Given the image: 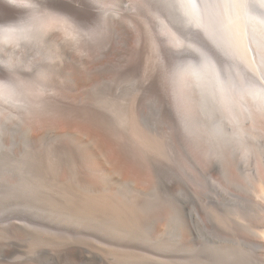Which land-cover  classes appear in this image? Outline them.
<instances>
[{
	"label": "rangeland",
	"instance_id": "1",
	"mask_svg": "<svg viewBox=\"0 0 264 264\" xmlns=\"http://www.w3.org/2000/svg\"><path fill=\"white\" fill-rule=\"evenodd\" d=\"M175 1L0 0V264H264V109L233 102L236 117L189 72L210 59L230 82H264V39L252 40L255 71L215 21L214 36L195 28ZM215 1L198 6L207 15ZM7 30L21 31L19 42ZM179 49L195 59L179 64ZM143 73L167 117L171 76L190 82L207 130L183 122L165 131L166 144L154 138L163 131H133L136 145L114 127L109 109L128 98L126 82H137L143 102ZM51 108L87 112L102 131H78L72 115L33 121ZM83 182L99 200L75 190Z\"/></svg>",
	"mask_w": 264,
	"mask_h": 264
},
{
	"label": "bare ground",
	"instance_id": "2",
	"mask_svg": "<svg viewBox=\"0 0 264 264\" xmlns=\"http://www.w3.org/2000/svg\"><path fill=\"white\" fill-rule=\"evenodd\" d=\"M181 1L183 4L185 15L191 18V20L188 21H193V24L191 25L193 26L202 25L210 33H213L214 28L213 25L211 27V24L213 23V22L211 23V21L212 20L215 21V24H217V29H219V32H221V35H223L222 39L226 42V44H229L232 49H235L244 58L245 62H247V64L253 70L255 71L257 70L256 67L258 66L253 56L252 40L258 37L259 35L261 36V38L264 39V15L254 13L255 12L254 10H252L253 11L252 12L248 6L249 0H216L215 1L216 3L213 4L212 2H210L206 4V6L203 5L207 10V15H205L206 12L203 13V11L201 10L202 8L201 9L199 8V6H201L202 4L199 3L198 1L201 0H181ZM260 2L264 5V0H260ZM198 3L201 5L198 6ZM174 5L176 6V4ZM207 5H209V7H207ZM214 8L216 10H214ZM59 24L63 28L73 33V27H71V23H67L65 19H61V21H59ZM169 31H171V29H169ZM216 31L218 30H215L214 32ZM4 33L5 35H7V39H9V42H19V39L17 38L18 36L21 35V31L7 30V32ZM181 34L183 33L181 32ZM214 34L215 33H213L212 35L214 36ZM219 34L217 33V35ZM256 34L259 35L256 36ZM23 35H25V33H23ZM15 46H19V44H15ZM202 61L203 62H201V66H199V68L197 69L191 70L190 68L191 66H189V72H191L192 75L198 78V84H201V87L203 86L205 90H209V94H211V96H213L215 100H219V104H221L223 108L231 112V108H229V106H231L233 102L237 104V108L239 109L242 103L249 102L253 104L257 109L258 108L264 109V82L262 80L260 81L258 80L259 82L257 81V83L259 84L255 83L256 81H254L249 83L243 82L242 85L240 80H238L239 79L238 78L237 80L239 82H237L236 80V83L239 84H235L234 81L230 82L229 80L225 79L226 77L223 78L222 73L219 72L220 70L215 72L213 68L214 66L213 62H211L210 59H205V60L202 59ZM252 69L250 70L252 71ZM175 74L177 73L175 72ZM134 77H136V75ZM140 79H141L140 82L141 84L139 86V90L140 92L142 90L146 91V94L143 97V102H140L139 99L138 100L136 99L138 95L137 82L128 81L123 87L125 90V95H127L128 98L125 101H121L118 105L111 104V108L109 109V113L111 114V117L114 120V121L110 120V123L114 127H116L119 131H128L129 135L126 136L130 139L132 143L136 145L138 144V139L133 131H163L160 134H158V136H154V138L156 139L157 142L166 144V141L162 138L164 136L165 131H176L177 126L183 122H185V126L188 131H195L197 129H201L203 131L207 130L209 124L207 109L205 105L199 103V101L195 97L194 93H196L197 91L191 85L190 82H188L183 78L180 79L179 76H177V78L176 76L175 78L171 76V83L173 84L177 99L172 107V112L170 109L169 115L167 117L165 115L166 113L164 111L162 112V104L157 98V96H155L154 94H152L147 90L149 75L143 73ZM119 83H123V82H119ZM119 85H117L116 90L119 88ZM116 90L113 94L114 96L117 94ZM120 90L121 89L119 88V92ZM113 95H108V99H110ZM5 108L8 107L5 106ZM4 110H6L5 112L9 114V119L13 118L17 114V112L13 109H4ZM231 113H233L237 117V114H235V112H231ZM43 114H50V116L52 117H56L58 115H62V116L72 115L74 116V118H73V122H71L70 124L74 126L78 131H102L101 127L94 125L95 123L92 122L94 121V119H92L87 112H82L80 114L73 115L70 112L64 111L63 109L60 108H51L39 113L37 116L34 117L33 121L42 118ZM110 130L118 131L115 129H110ZM99 134L101 140L103 141L107 140L102 132H100ZM120 138H124V135H120ZM134 150L136 152V156L141 160L140 165L144 171L142 169L141 170L145 173L146 180L150 182V184L152 185L154 182V177L151 174L150 163L147 160H144L143 156L141 155V152H143L144 149L142 147L136 146ZM118 156L119 159H123L127 161L123 156L121 155ZM134 163L137 165L135 161ZM76 180H79V178L75 179V182H73V184H77ZM58 182L61 184V186L65 185V188L64 187L63 188L66 192H70L72 190V184H67V183L65 184V182L62 181H58ZM89 186H91L89 182H83V186H77L75 190H79V192H81V194H83L85 198H89V200H99V196H97V194H99V190H97V192H93V190L89 192ZM148 189L149 191H151L153 187L140 188L139 191L143 193H147L146 191ZM95 208H99V202H97V206H95ZM262 231H263L262 243L264 244V228L262 229Z\"/></svg>",
	"mask_w": 264,
	"mask_h": 264
},
{
	"label": "water",
	"instance_id": "3",
	"mask_svg": "<svg viewBox=\"0 0 264 264\" xmlns=\"http://www.w3.org/2000/svg\"><path fill=\"white\" fill-rule=\"evenodd\" d=\"M248 6H249V9L251 11L252 10L255 11L254 13L264 15V7H263L262 3L260 2V0H249ZM196 27H197V25L195 26V28ZM254 37H256V36H254ZM179 50L180 51H178V53H177V57L179 59V64H182L185 61H190V60L195 59L194 55L185 53L184 52L185 49H179ZM262 77L264 79V75H262Z\"/></svg>",
	"mask_w": 264,
	"mask_h": 264
}]
</instances>
